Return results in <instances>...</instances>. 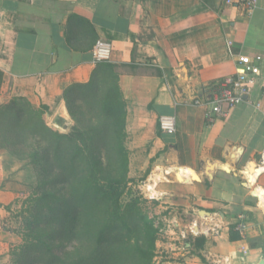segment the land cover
Instances as JSON below:
<instances>
[{"label": "crops", "instance_id": "obj_1", "mask_svg": "<svg viewBox=\"0 0 264 264\" xmlns=\"http://www.w3.org/2000/svg\"><path fill=\"white\" fill-rule=\"evenodd\" d=\"M99 40L113 45L111 60L99 64L117 67L132 166L161 169L158 198L183 207L188 220L177 222L180 232L190 228L206 240L201 249L193 242L178 248L163 264H258L264 259V0L251 15L242 0H0V106L21 98L64 115L61 96L91 80ZM242 62L258 69L251 93L208 124L195 101ZM161 116L175 117L174 135L159 130ZM180 169L197 180L191 174L180 182ZM5 175L0 155V222L15 198ZM8 241L0 226V263Z\"/></svg>", "mask_w": 264, "mask_h": 264}, {"label": "rangeland", "instance_id": "obj_2", "mask_svg": "<svg viewBox=\"0 0 264 264\" xmlns=\"http://www.w3.org/2000/svg\"><path fill=\"white\" fill-rule=\"evenodd\" d=\"M102 85L97 96L107 87ZM65 91L61 96L64 115L58 107L22 100L12 99L0 106L5 185L15 192L0 222L10 238L7 256L0 264H144L139 250L146 245L147 222L156 230L152 264L169 261L178 248L183 250L202 238L190 228L178 229L177 222L188 220L183 207L149 196L146 187L155 166L140 162L132 166L130 153V182L121 203L134 209L125 218L127 225L112 220L108 199L86 189V179L93 172L91 162L96 159L78 153L72 137H77L75 131L85 133L91 125L83 118L78 123L73 120ZM67 96L75 106L90 97L83 90L70 91ZM93 145L95 151L103 147L102 143ZM115 147L112 141L105 142L106 150ZM109 155L114 162L113 153ZM166 244L173 249L166 250Z\"/></svg>", "mask_w": 264, "mask_h": 264}, {"label": "trees", "instance_id": "obj_3", "mask_svg": "<svg viewBox=\"0 0 264 264\" xmlns=\"http://www.w3.org/2000/svg\"><path fill=\"white\" fill-rule=\"evenodd\" d=\"M98 81H103V85ZM100 85L107 87L97 96L100 92L98 87ZM77 90L85 91L91 98L88 97L89 99L86 98L78 106H75L73 101L68 99L67 94L70 91ZM17 100L27 102L21 98H15L13 101ZM65 100L69 113L76 123L81 121L80 118H83L91 125L85 133L75 131L77 137H72L76 147L79 148L78 153H84L90 158L96 159L95 163L91 162L92 166L90 168L93 172H89L86 179V189L94 190L107 198L110 203L109 207L112 210V220L123 221L127 225L125 218L129 215L130 210L134 208L129 204L123 207L121 203L124 190L130 180L128 178L129 150L127 148L128 135L126 132L127 104L119 86L117 67L111 64H99L87 84L67 88ZM106 141H112L116 147L112 150H106ZM94 143H102L103 147L95 151ZM110 152L114 155V162L110 159ZM108 166H110V169ZM145 233L146 245L139 250V254L144 264H152L156 250V230L152 223L147 222L145 224ZM100 241L101 239H99ZM205 242V238H197L194 245L197 249H201L204 247Z\"/></svg>", "mask_w": 264, "mask_h": 264}, {"label": "built area", "instance_id": "obj_4", "mask_svg": "<svg viewBox=\"0 0 264 264\" xmlns=\"http://www.w3.org/2000/svg\"><path fill=\"white\" fill-rule=\"evenodd\" d=\"M251 15L257 7L258 0H242ZM232 42H227V49L231 52ZM113 52L112 43L99 40L93 49L94 61L106 63L111 60ZM261 61L260 57L256 58ZM258 77L257 66L252 62H242L241 69L233 76L225 77L214 82L210 86V93L205 100H196L195 105L205 108V119L208 124H213L220 118H226L233 109L246 101ZM159 130L167 135H174L177 132L176 119L174 116H161L159 119ZM245 216H240L238 231L244 232L247 229Z\"/></svg>", "mask_w": 264, "mask_h": 264}, {"label": "bare ground", "instance_id": "obj_5", "mask_svg": "<svg viewBox=\"0 0 264 264\" xmlns=\"http://www.w3.org/2000/svg\"><path fill=\"white\" fill-rule=\"evenodd\" d=\"M191 174L194 177V179L197 180V177L195 176V174H193V172H191V171H189L187 169H180V170H178V175H179V178H180L179 181L180 182H188V179L187 178ZM164 175L165 174L162 173V170L161 169H157L153 173V175L150 178V183L147 185V191H148V193H149L150 196H153V197H159L160 196V194L156 190V187H157V184L158 183H160L163 180H165V176ZM249 176L251 178V184H254V179L251 177L250 174H249ZM255 194H256V196H260V195H263V192L261 190H258V191H256Z\"/></svg>", "mask_w": 264, "mask_h": 264}, {"label": "water", "instance_id": "obj_6", "mask_svg": "<svg viewBox=\"0 0 264 264\" xmlns=\"http://www.w3.org/2000/svg\"><path fill=\"white\" fill-rule=\"evenodd\" d=\"M257 172V174H261V171L260 170H255ZM178 177V180H180L179 176ZM258 264H264V259H262Z\"/></svg>", "mask_w": 264, "mask_h": 264}]
</instances>
